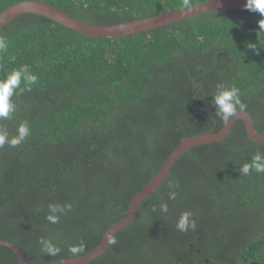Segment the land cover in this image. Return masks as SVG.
Returning a JSON list of instances; mask_svg holds the SVG:
<instances>
[{"label":"trees","instance_id":"trees-1","mask_svg":"<svg viewBox=\"0 0 264 264\" xmlns=\"http://www.w3.org/2000/svg\"><path fill=\"white\" fill-rule=\"evenodd\" d=\"M26 0H0V14ZM76 19L120 24L181 8L182 0H37ZM206 0H191L192 5ZM258 12L204 13L121 37L87 36L35 13L0 29V79L28 65L39 80L12 98L15 113L0 127L30 136L0 148V241L15 244L28 264L84 255L128 212L134 196L185 137L219 132L225 122L212 96L218 83L237 86L257 132L264 131V45ZM11 57H15L12 60ZM264 141L252 140L237 119L223 141L181 156L164 182L118 231L115 244L86 264H264V174L239 173ZM169 181L178 182L169 200ZM167 202L169 212H159ZM50 203H71L60 223L46 219ZM157 211H153V207ZM183 211L195 231L177 230ZM52 238L62 251L41 252ZM0 264H20L0 245Z\"/></svg>","mask_w":264,"mask_h":264},{"label":"water","instance_id":"water-1","mask_svg":"<svg viewBox=\"0 0 264 264\" xmlns=\"http://www.w3.org/2000/svg\"><path fill=\"white\" fill-rule=\"evenodd\" d=\"M246 0H210L193 5L190 12H183L180 9L170 10L168 12L158 14L152 17L138 19L120 24L113 25H96L91 24L61 11L43 1L26 0L15 3L6 8L0 14V29L12 19L18 17L24 13H35L48 17L55 22L63 24L68 28L85 34L87 36L94 37H121L130 34H135L143 31H147L159 26L174 23L180 20H184L193 16H197L204 13L230 11V10H245ZM237 119H242L245 122L247 132L250 138L256 142L264 141V131L259 133L254 128V122L252 116L248 112H238L228 123H225L223 128L216 133L205 132L182 139L177 148L170 154L161 169L152 177V179L134 196L132 199L127 214L118 222L113 224L105 233L101 242L89 253L79 257H71L63 260L55 261L51 264H86L99 256H101L109 247L108 242L110 237L129 225L133 220L136 210L141 202L152 194L170 174L171 169L175 162L183 156L186 152L193 147L201 144L223 141L230 132L234 122ZM0 245L10 246L16 253L20 264H28L24 256L18 249V247L9 241H0Z\"/></svg>","mask_w":264,"mask_h":264},{"label":"clouds","instance_id":"clouds-1","mask_svg":"<svg viewBox=\"0 0 264 264\" xmlns=\"http://www.w3.org/2000/svg\"><path fill=\"white\" fill-rule=\"evenodd\" d=\"M210 0H206L209 3ZM245 9L250 12H258L264 16V0H246L244 5ZM193 8L191 0H182L181 10L183 12H190ZM259 30L264 33V19L259 20ZM8 41L6 38L0 37V53L7 51ZM247 48L259 54L260 49L264 45L258 43H247ZM15 60V57H11ZM38 76L30 70L26 64L13 69L6 75L5 78L0 79V121L7 120L10 115L15 113L17 106L13 101V97L17 94L18 90L22 88H30L38 83ZM241 91L235 85H225L218 83L216 91L212 96V103L216 110V115L225 123H228L238 112H243L246 109V104L241 99ZM31 134V129L27 122L19 124L16 128L15 134H10L5 128L0 127V148L8 145L9 147H17L21 145ZM239 173L243 176H249L252 172L257 174H264V151H256L251 155L246 162L240 164ZM168 187L170 189L168 194L169 200H175L177 197L176 189L179 188L178 182L169 181ZM72 210L71 203L58 204L50 203L47 207L45 219L50 224L60 223L62 215ZM159 212L167 214L169 212V205L167 202L159 204ZM153 211H157L154 206ZM197 227L196 220L190 211H183L177 218L176 228L178 231L187 233L189 230L195 231ZM108 242L115 244V237H110ZM41 252L51 255L53 258L60 255L62 249L60 245L52 238L41 237L38 240ZM85 243L79 241L73 243L68 247V252L72 257H79L85 251Z\"/></svg>","mask_w":264,"mask_h":264}]
</instances>
